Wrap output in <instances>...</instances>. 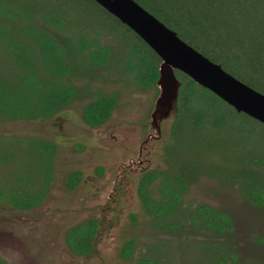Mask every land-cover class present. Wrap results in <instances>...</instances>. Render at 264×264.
Here are the masks:
<instances>
[{
    "label": "trees",
    "instance_id": "trees-1",
    "mask_svg": "<svg viewBox=\"0 0 264 264\" xmlns=\"http://www.w3.org/2000/svg\"><path fill=\"white\" fill-rule=\"evenodd\" d=\"M135 1L198 52L264 94V0ZM159 63L137 34L94 0H0V120L52 117L83 96L103 71L109 75L114 70L115 78L141 90L155 87ZM175 73L180 80L176 111L162 123L166 141L160 157L168 168L142 174L137 192L156 228L178 229L188 219L211 235L226 236L234 228L226 210L200 202L184 214L183 197L205 174L237 190L252 206L264 207V124L237 112L189 76ZM115 103L114 92L97 87L82 107L84 123L91 128L105 124ZM183 137L187 154H192L177 163L172 150ZM223 143L228 148L218 153ZM203 149H208L210 162L206 170L200 164ZM54 155L52 141L0 135V179H5L0 202L18 209L36 206L50 185ZM217 159L235 162V167L227 164L241 182H225L219 173L228 171L227 164ZM80 175L70 172L67 185L72 187ZM98 224L89 218L70 227L65 233L70 252L93 254ZM133 248L134 241H127L121 256L129 258ZM211 255L215 264L238 263L234 250ZM141 261L151 264L152 259ZM0 264L7 263L0 257Z\"/></svg>",
    "mask_w": 264,
    "mask_h": 264
},
{
    "label": "rangeland",
    "instance_id": "rangeland-1",
    "mask_svg": "<svg viewBox=\"0 0 264 264\" xmlns=\"http://www.w3.org/2000/svg\"><path fill=\"white\" fill-rule=\"evenodd\" d=\"M111 71L109 75L107 71L101 72L90 89L83 91V96L52 117L0 120L1 136L35 137L55 145L53 181L45 199L25 212L0 202V257L7 264H141L143 258L152 259L151 264H215L213 252L234 250L237 264L264 263V207L252 206L237 190L222 186L214 178L200 174L189 185L182 212L185 214L200 202L226 210L234 227L226 236L211 235L188 219L181 220L178 229L164 225L156 228V219L144 211L136 186L131 193L115 194L114 187L123 178L119 165L136 160L159 90L157 86L138 89L129 80L115 78V71ZM97 87L114 92L116 103L110 119L91 128L84 123L81 110ZM184 140L185 137L172 150L177 163L192 154H187ZM163 142L155 144L154 160L147 170L168 168L160 157ZM223 146L218 153L228 148L226 143ZM207 152L208 149H203L199 154L203 170L210 163ZM217 161L235 167V162ZM230 164L226 165L228 171L221 170L219 175L226 178L225 182L237 185L241 176L231 173ZM99 168H103L101 174ZM73 170L81 172V180L73 190H67L66 175ZM3 173L0 167V176ZM3 179H0L2 189ZM153 187L155 190L156 184ZM92 217L100 225L94 253L85 257L75 255L65 242V233ZM129 240L134 241V249L125 259L120 251ZM204 244L212 248L206 249Z\"/></svg>",
    "mask_w": 264,
    "mask_h": 264
},
{
    "label": "water",
    "instance_id": "water-1",
    "mask_svg": "<svg viewBox=\"0 0 264 264\" xmlns=\"http://www.w3.org/2000/svg\"><path fill=\"white\" fill-rule=\"evenodd\" d=\"M137 34L160 58L158 95L150 113L154 134L176 111L178 70L207 88L237 112L264 124V94L243 83L188 43L135 0H94Z\"/></svg>",
    "mask_w": 264,
    "mask_h": 264
},
{
    "label": "flooded vegetation",
    "instance_id": "flooded-vegetation-1",
    "mask_svg": "<svg viewBox=\"0 0 264 264\" xmlns=\"http://www.w3.org/2000/svg\"><path fill=\"white\" fill-rule=\"evenodd\" d=\"M165 121H167V119L163 120L161 122V124H160V132H159L158 135L157 134L155 135L154 134V129L150 125V119H149V123L147 124V135L144 137V139L140 143V148H139V151L137 153L136 160L130 159L127 163H123V164L119 165V168L121 169V175H122L123 178H120L119 181H117L118 182V185L116 186L117 188L114 187L115 194L118 193V192L120 194H122V193L125 194V193H128V192L131 193L132 187H134V186H136V191H138V185H139V182H140L141 175L145 174L147 172L153 171V170H147V168H149V166L152 165V163H153L154 154L156 153V150H155V148H156L155 146L156 145L155 144L164 140V134L162 132V126H163L162 123L165 122ZM73 171H79V170H73ZM73 171H70V172H73ZM70 172L67 173L66 179H65V186H66L67 190H73L79 184V182L81 180V175H80V178H79L78 182L75 183L72 187L71 186L69 187L67 185V176H68V174ZM102 172H103V168H99L98 169V173L101 174ZM125 172H127V173H125ZM122 180H124V185H123ZM52 181H53V175H52V179H51L50 185H49L44 197L40 200V202H38L36 204V206H34L32 208H29V209H18V208L10 206L11 209H16L17 211L25 212V211H28V210H31V209H34L35 207H37L45 199V197L47 195V192L49 191V189L51 187ZM154 183H155V181L151 183L152 187H153ZM152 189H154V187ZM137 194H138V192H137ZM151 195L154 196V194H151ZM139 200H140V203H141L144 211L149 216H151L146 211L144 203H143L142 199L140 198V196H139ZM92 218L96 219L95 217H92ZM96 220L98 221V219H96ZM98 227H100L99 224H98Z\"/></svg>",
    "mask_w": 264,
    "mask_h": 264
}]
</instances>
